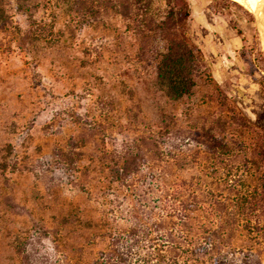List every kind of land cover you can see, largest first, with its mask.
<instances>
[{
  "label": "rangeland",
  "instance_id": "obj_1",
  "mask_svg": "<svg viewBox=\"0 0 264 264\" xmlns=\"http://www.w3.org/2000/svg\"><path fill=\"white\" fill-rule=\"evenodd\" d=\"M4 2L10 21L0 29V264L15 263L17 236L36 241L37 256L63 260L53 238L37 231L71 214L82 223L64 225V250L94 256L106 245L102 238L88 243L97 229L86 225L96 206L86 190L94 184V195L103 191L96 182L97 155L133 148L141 137L156 141L157 147L144 148L155 152L154 166L163 164V153L192 149L184 146L181 130L208 109L201 101L213 85L200 80L191 99L167 100L154 84L153 67L136 58V40L113 11L93 17L76 13L72 0H29V11L17 9L14 0ZM188 2V35L201 68L252 115L264 81V24L250 0ZM30 17L43 26L34 42L22 40ZM57 148L72 153V165L55 160ZM148 166L142 164V173L128 183L148 181Z\"/></svg>",
  "mask_w": 264,
  "mask_h": 264
},
{
  "label": "trees",
  "instance_id": "obj_2",
  "mask_svg": "<svg viewBox=\"0 0 264 264\" xmlns=\"http://www.w3.org/2000/svg\"><path fill=\"white\" fill-rule=\"evenodd\" d=\"M14 1L21 11L32 8L29 0ZM158 1L72 0L70 7L93 17L108 11L119 15L136 40V58L153 67L154 84L167 100L191 99L200 80L213 85L201 101L208 109L181 130V139L188 141L184 146L193 148L163 153V164L157 166L155 152L144 149L157 147L152 138L141 137L127 150L101 151L96 182L103 191L97 196L94 184L87 188L96 206L86 225L97 229L88 243L102 238L105 247L85 258L74 256L77 249L64 250V225L82 223L71 214L37 231L53 238L63 260L37 256L36 241L28 244L17 236L11 249L14 264H264V81L250 115L201 68L188 35V0H161V8ZM9 21L0 0V29H7ZM41 25L30 17L22 40L41 37ZM53 153L57 162L72 165L69 150ZM148 162L143 174L148 181L128 183Z\"/></svg>",
  "mask_w": 264,
  "mask_h": 264
},
{
  "label": "bare ground",
  "instance_id": "obj_3",
  "mask_svg": "<svg viewBox=\"0 0 264 264\" xmlns=\"http://www.w3.org/2000/svg\"><path fill=\"white\" fill-rule=\"evenodd\" d=\"M253 11L264 24V0H250Z\"/></svg>",
  "mask_w": 264,
  "mask_h": 264
}]
</instances>
